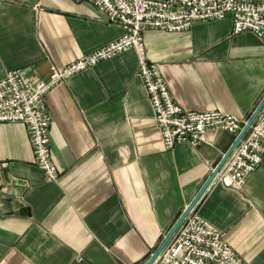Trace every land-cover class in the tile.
Here are the masks:
<instances>
[{
	"label": "crops",
	"instance_id": "1",
	"mask_svg": "<svg viewBox=\"0 0 264 264\" xmlns=\"http://www.w3.org/2000/svg\"><path fill=\"white\" fill-rule=\"evenodd\" d=\"M232 16L182 32H144L175 101L248 119L264 96V36L235 34ZM81 0H0V80L10 69L45 79L122 35ZM134 49L100 61L46 95L48 181L26 125L0 122V264H144L234 135L164 145ZM241 189L211 185L196 204L246 264H264V160Z\"/></svg>",
	"mask_w": 264,
	"mask_h": 264
},
{
	"label": "built area",
	"instance_id": "2",
	"mask_svg": "<svg viewBox=\"0 0 264 264\" xmlns=\"http://www.w3.org/2000/svg\"><path fill=\"white\" fill-rule=\"evenodd\" d=\"M83 1L95 6L103 19L118 23L123 29L122 35L67 64L54 66L45 79L32 80L22 69H10L0 80V122L26 125L35 163L44 171L48 181H56L60 170L54 164L50 150L51 116L46 108V94L70 76L128 48L137 53V75L148 93L154 120L167 149L177 143L198 145L206 139V131L217 128L232 133L234 137L239 134L246 119L217 109H186L175 101L163 77L161 64L147 58L143 33L149 30L182 32L198 20L222 19L230 14L233 33L251 31L263 37L264 0ZM256 118L218 170L211 185L242 188L249 175L262 164L264 107ZM182 222L150 264H246L227 243L221 230L204 219L196 207Z\"/></svg>",
	"mask_w": 264,
	"mask_h": 264
},
{
	"label": "water",
	"instance_id": "3",
	"mask_svg": "<svg viewBox=\"0 0 264 264\" xmlns=\"http://www.w3.org/2000/svg\"><path fill=\"white\" fill-rule=\"evenodd\" d=\"M264 107V96L260 100V104L256 107V109L252 112V114L246 119V123L243 125L242 129L239 131V134L234 138L232 144L229 149L224 153V155L219 159L218 164L214 167L211 173L207 176V179L204 181L203 185L197 191V194L191 199L190 203L185 207V210L178 216L175 224L168 230V232L164 235L162 242L158 245L156 250L153 252L154 254L148 259L144 264H150L160 253L162 248L168 243V241L172 238L173 234L176 232L178 227L183 223L182 221L185 217L190 213V211L196 206L199 200L204 195L206 189L210 187L213 182L218 170L224 165L227 158L231 155L232 151L236 148V145L240 142L243 136L246 134L248 128L252 125V123L257 119L256 117L260 113L261 109Z\"/></svg>",
	"mask_w": 264,
	"mask_h": 264
},
{
	"label": "rangeland",
	"instance_id": "4",
	"mask_svg": "<svg viewBox=\"0 0 264 264\" xmlns=\"http://www.w3.org/2000/svg\"><path fill=\"white\" fill-rule=\"evenodd\" d=\"M231 189H232V188H231ZM235 189H241V188H235ZM163 237H164V236H163ZM163 237H162V238H163ZM162 240H163V239H162Z\"/></svg>",
	"mask_w": 264,
	"mask_h": 264
}]
</instances>
